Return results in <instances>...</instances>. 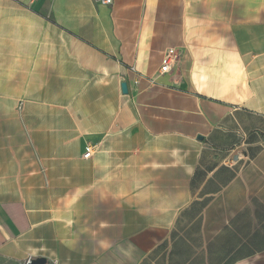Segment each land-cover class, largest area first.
<instances>
[{
    "label": "crops",
    "instance_id": "0c3cea01",
    "mask_svg": "<svg viewBox=\"0 0 264 264\" xmlns=\"http://www.w3.org/2000/svg\"><path fill=\"white\" fill-rule=\"evenodd\" d=\"M40 257L264 264V0H0V264Z\"/></svg>",
    "mask_w": 264,
    "mask_h": 264
},
{
    "label": "rangeland",
    "instance_id": "374dc122",
    "mask_svg": "<svg viewBox=\"0 0 264 264\" xmlns=\"http://www.w3.org/2000/svg\"><path fill=\"white\" fill-rule=\"evenodd\" d=\"M32 165V166H31ZM30 166L32 167V168H35V167H37V165H38V167L40 168L41 166V164H31ZM42 168V167H41ZM34 180H32V182H33ZM43 181V183H45V185H49V179H47V178H45V179H43L42 180ZM47 198H50L51 196H46ZM62 197H68L69 199H75L76 201H77V199L79 198V197H81V196H78V195H75V196H62ZM89 216L91 217V218H97L98 217V212L97 211H92L91 210V212H89ZM75 230H76V235L79 233V234H81V230H82V227H79V226H76L75 227ZM83 230H85V232L86 231H90V243L89 242H87V243H84V246L87 248L88 247V245L90 246V248L93 246V244H94V242H95V240L98 238V235H99V227L97 226V225H91V226H89V227H87V228H85V229H83ZM80 237H81V235H80Z\"/></svg>",
    "mask_w": 264,
    "mask_h": 264
},
{
    "label": "built area",
    "instance_id": "2783aa9c",
    "mask_svg": "<svg viewBox=\"0 0 264 264\" xmlns=\"http://www.w3.org/2000/svg\"><path fill=\"white\" fill-rule=\"evenodd\" d=\"M102 3L104 4H111L112 3V0H102ZM177 62V56L176 54L174 53L173 50H170L167 54V58H166V61H165V64L162 66L161 70H160V73L161 74H166V73H169L171 70H172V67L173 65ZM132 71L135 72L136 69L133 67L132 68ZM133 85L134 86H138L139 85V81L138 80H134L133 81ZM94 153V150L92 147H88L86 149V152L84 154V158L88 159L90 158Z\"/></svg>",
    "mask_w": 264,
    "mask_h": 264
},
{
    "label": "water",
    "instance_id": "95a60500",
    "mask_svg": "<svg viewBox=\"0 0 264 264\" xmlns=\"http://www.w3.org/2000/svg\"><path fill=\"white\" fill-rule=\"evenodd\" d=\"M121 90H122V93L124 95H128L129 94L128 84L126 82H123L121 84ZM199 139L202 140L203 138L200 137ZM28 264H47V259L43 258V257L32 259V260L29 261Z\"/></svg>",
    "mask_w": 264,
    "mask_h": 264
}]
</instances>
